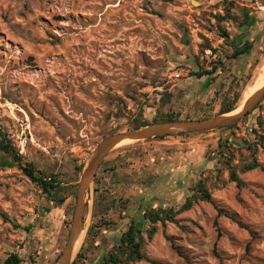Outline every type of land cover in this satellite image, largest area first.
<instances>
[{"label":"rangeland","instance_id":"1","mask_svg":"<svg viewBox=\"0 0 264 264\" xmlns=\"http://www.w3.org/2000/svg\"><path fill=\"white\" fill-rule=\"evenodd\" d=\"M227 8L232 19L219 25L216 16ZM243 10L252 14L250 25ZM242 39L252 52L231 58ZM217 55L214 75H192L210 70ZM263 63L264 0H0V130L25 162L62 182L67 197L52 202L0 151V212L11 220L0 216V264L13 253L22 264L58 263L74 221L77 168L105 137L168 114L217 116L236 92L241 101ZM237 125L113 149L85 197L73 264H100L132 220L159 264H264V169L240 172L246 185L239 188L220 163L226 149L238 168L254 159L264 166V100ZM200 180L235 219L220 218L218 253L217 211L206 201L166 227L182 255L161 224L149 240L145 210L179 208Z\"/></svg>","mask_w":264,"mask_h":264},{"label":"trees","instance_id":"2","mask_svg":"<svg viewBox=\"0 0 264 264\" xmlns=\"http://www.w3.org/2000/svg\"><path fill=\"white\" fill-rule=\"evenodd\" d=\"M165 1L171 2L175 0H165ZM232 4L233 2H231V5ZM230 13H231L230 8H227L225 11V15L219 14L216 16L219 25L228 19H232ZM242 16H243V23L250 25L252 21L251 12H248L247 10H243ZM222 36L224 38H229L228 32L226 30L222 31ZM233 48L234 50L232 52L231 58L237 59L240 56L249 55L253 50V43L248 40H245L243 42V39H242L237 44L233 45ZM203 49L204 50L212 49L213 53L214 52L217 53V50L213 48L211 44H206ZM217 59H218L217 61L211 62L210 70L203 69L202 72H197L192 75L197 76L200 79L203 77L214 75V73L218 71L219 65L222 64V61L220 58H218V55H217ZM172 98H173V95L168 94L167 102H170ZM240 98H241L240 92H236L232 100L225 101L222 104L218 115L227 114V113H231L235 111L237 108V104L240 101ZM251 114L252 112L246 115L245 118H247ZM178 120H180L178 116L168 114L165 117L156 118L153 121V123L178 121ZM149 124L150 122L148 121H139L135 125L134 128L137 129V128H140V127H143ZM237 126L238 125H235L234 127L229 128V129H234ZM182 135H186V134H182ZM0 137H1L0 151L3 154L11 157L12 160L15 163H17V165L20 166L23 173L34 184H36L39 188H41L42 192L47 196L48 199H50L54 203H57L58 205H63L67 197L62 194L64 193V187H62V182L58 181L54 175L47 176V175H44L42 172H38L32 163L25 162L19 150H17V148L13 145V142L11 140H8L6 138V134L2 132V130H0ZM165 137L166 136H160L155 139H164ZM261 142L264 143V136L261 137ZM219 148L220 149L223 148L222 142H220ZM248 149L253 150V146L248 145ZM221 155L223 156V160H221L220 163L225 164V167L227 168L229 172L230 181L236 183L239 188L244 187L246 185V183L243 181V179L240 176V172L245 173V172H249L254 169H257V168L264 169V166L260 162H258L257 159H254L252 162L245 164L242 168H238V166L233 164L232 156L229 150L225 149V152L223 151ZM82 168H83V165L77 168L78 174L82 171ZM199 201H206V202L213 204L217 211V215L214 220V226L217 231V239L214 245V250H215V253H218V244H219L220 239L222 238L220 218L227 217L229 219H233V220L235 219L229 212H227L224 208L218 206L215 203V200L213 198L211 191L208 189V186L203 180H200L193 186L192 195H190L179 208H158V209L145 210V212L143 213V220L147 223V227L145 228V231L147 232L149 240H152L155 237V235L158 233L159 224L162 225L165 235H166L165 230H166L168 223L179 225L181 223V220L178 217L182 213L190 211L195 206V204H197ZM0 216L5 221H11L9 216L5 213L0 212ZM26 229L30 230L29 227H27ZM143 232L144 230L139 228L138 222L135 220H132L128 227V230L124 232L122 236L120 237L119 243L116 246H114V248L106 256L103 257L100 264H131V263H136V262L143 261V260L152 262L153 264H159L158 262L152 260L146 253L145 251L146 241H145V238L143 237ZM165 237L167 240H169L172 243L173 248L179 254H181L178 251L177 246L175 245L174 239L168 235H166ZM23 261L24 260L19 254L13 253L3 262V264H22Z\"/></svg>","mask_w":264,"mask_h":264},{"label":"water","instance_id":"3","mask_svg":"<svg viewBox=\"0 0 264 264\" xmlns=\"http://www.w3.org/2000/svg\"><path fill=\"white\" fill-rule=\"evenodd\" d=\"M264 100V86L256 92L244 105L243 109L235 114L231 113L217 115L198 120L167 121L146 125L127 132L111 134L105 137L92 151L84 165L77 189V205L74 221L69 234V239L57 264H73L80 246L76 249L78 241H83L85 232L84 214L86 209L85 197L90 191L101 162L126 140L146 141L160 136H174L192 133H205L233 127L240 123L246 115L253 112ZM234 112V111H233ZM81 245V244H80Z\"/></svg>","mask_w":264,"mask_h":264},{"label":"bare ground","instance_id":"4","mask_svg":"<svg viewBox=\"0 0 264 264\" xmlns=\"http://www.w3.org/2000/svg\"><path fill=\"white\" fill-rule=\"evenodd\" d=\"M264 86V63L263 65L260 67L259 69V72L256 76V79L255 81L253 82V84L246 90L243 98H242V101L240 102L239 104V107L234 111L232 112L231 114L229 115H235L237 113H239L245 103L256 93L258 92L262 87ZM137 141L135 140H126V141H123L121 143H119L116 147L119 148L121 146H123L124 144H133V143H136ZM81 244V239L78 241L77 243V246H76V249L80 246Z\"/></svg>","mask_w":264,"mask_h":264},{"label":"built area","instance_id":"5","mask_svg":"<svg viewBox=\"0 0 264 264\" xmlns=\"http://www.w3.org/2000/svg\"><path fill=\"white\" fill-rule=\"evenodd\" d=\"M206 55L209 58L211 55H213V51L212 50H206ZM213 56L215 57L216 55H213Z\"/></svg>","mask_w":264,"mask_h":264}]
</instances>
